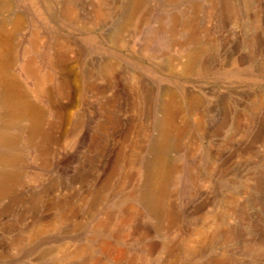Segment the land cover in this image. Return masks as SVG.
<instances>
[{
	"label": "rangeland",
	"instance_id": "1",
	"mask_svg": "<svg viewBox=\"0 0 264 264\" xmlns=\"http://www.w3.org/2000/svg\"><path fill=\"white\" fill-rule=\"evenodd\" d=\"M0 2V55L44 118L31 143L0 82V178L17 180L0 197V264H264V0ZM134 4L145 15L129 24ZM170 96L166 221L144 171Z\"/></svg>",
	"mask_w": 264,
	"mask_h": 264
},
{
	"label": "bare ground",
	"instance_id": "2",
	"mask_svg": "<svg viewBox=\"0 0 264 264\" xmlns=\"http://www.w3.org/2000/svg\"><path fill=\"white\" fill-rule=\"evenodd\" d=\"M3 2V1H2ZM139 4V3H138ZM101 5H98L97 7V11L99 13H101V16L104 15L103 13V9L100 7ZM5 7L4 5H1V2H0V9ZM138 5H133V8H132V11H131V15H130V18H129V24L132 22L133 19H136V17H138L137 15H139L138 13L139 12V8L137 9ZM4 9V8H3ZM137 9V10H136ZM64 13H66L67 15H70V16H73L75 13L72 9V7L70 8H65L64 9ZM136 11V12H135ZM130 13V12H129ZM135 13V14H134ZM142 15V13L140 14ZM139 15V16H140ZM145 15V14H144ZM144 15H142L141 17V20H143L144 18ZM148 15V14H147ZM146 15V16H147ZM105 16V15H104ZM146 18V17H145ZM128 19V18H127ZM137 19L140 20V17H138ZM149 19V18H148ZM127 21V22H128ZM138 21V20H137ZM142 22V21H141ZM172 22V21H171ZM143 23V22H142ZM3 22L0 21V46L5 42V40H7L6 38H4L1 34L2 30H3ZM21 27V21H16L14 23V28L16 30H19V28ZM21 29V28H20ZM188 30H193V28L190 26L189 28H187ZM196 29V28H195ZM12 31V30H11ZM196 32V31H194ZM11 33V32H9ZM190 38H193V34L190 32L189 34ZM195 41V40H194ZM188 42V40H187ZM3 47V45H2ZM1 47V48H2ZM11 47V46H10ZM0 48V49H1ZM1 54V53H0ZM2 55H0V82H1V86H2V90L4 92V104L5 106L8 108L7 110L10 111V112H16V114L20 115L22 119H27V120H31L32 122V132H31V143H34V138L37 137V135H41L40 134V127H41V122L42 120L44 119L43 118V114L39 111H37V109L33 106L32 103H30L26 97L23 95V90L18 86L19 84H17L15 82V80L12 78V76L9 75V67L10 66V60H4V57H1ZM8 57V56H7ZM6 57V58H7ZM187 57V63H188V66H190V70L191 68L193 67L192 64L194 63L195 59L193 58V56H190V58ZM185 61V62H186ZM183 62V61H182ZM184 63V62H183ZM186 64V63H185ZM30 64H28V67H29ZM175 65V64H174ZM27 66V64H26ZM33 66V65H32ZM177 66V65H176ZM182 66V65H181ZM109 67V66H108ZM12 68V67H11ZM23 68V67H22ZM21 68V69H22ZM108 69V68H107ZM106 69V70H107ZM25 70V73L26 74H29L30 73V69L29 68H24ZM37 73V72H36ZM32 75V74H31ZM33 76V75H32ZM36 77V75H34ZM31 77V78H35V77ZM30 77V76H28ZM37 79V77L35 78ZM42 79H40L41 81ZM37 81V80H36ZM65 83V82H63ZM35 94H38V92H40V84L39 83H36L35 82ZM62 84V83H60ZM65 85V84H64ZM61 87V86H60ZM64 87V86H63ZM147 87V86H146ZM62 88V87H61ZM147 89V88H146ZM60 90V88H59ZM63 90V89H62ZM147 91V90H146ZM148 92V91H147ZM146 93V92H145ZM147 94V93H146ZM148 95V94H147ZM146 97V96H145ZM148 97V96H147ZM166 98V97H164ZM148 99V98H146ZM147 104V103H146ZM146 106V105H145ZM161 111H160V118H159V123H158V128H157V135H156V142H155V145L153 147V152H154V156H153V161L150 162V166L149 167H145V171H144V179H146L148 183L147 186L150 187V189L148 190L149 192V195H147V197H150V200L151 201V212H153L155 214V219L156 217L158 219H163V220H168L167 217L168 216V211L166 210L167 208L165 207L166 206V202H167V193H166V189L167 187L169 186L170 184V180H169V174H170V167H169V163L165 161L164 159V153H165V150L169 147V145H171L173 142L175 144V142L177 140H179L180 138V133H181V130H180V127L177 126L176 124V118H177V115H178V102L174 99V98H171L170 97H167V99H165V103L162 104L161 106ZM147 114V113H146ZM11 116V115H10ZM19 117V116H18ZM17 117V118H18ZM16 118V117H14ZM14 120V119H13ZM30 122V123H31ZM143 122V121H142ZM146 122V121H145ZM12 124V123H11ZM145 125V124H144ZM187 128V127H186ZM42 129V128H41ZM44 132V131H43ZM46 132V131H45ZM48 133V132H46ZM43 135V134H42ZM51 136V135H50ZM49 136V137H50ZM48 137V138H49ZM36 139V138H35ZM42 140V139H41ZM40 140V141H41ZM46 142V141H45ZM7 143V142H6ZM43 143V141H42ZM179 143V142H178ZM30 145V144H29ZM41 145V144H39ZM38 145V146H39ZM45 145V144H44ZM37 146V145H36ZM18 147V146H17ZM40 147V146H39ZM41 148V147H40ZM43 148V147H42ZM39 152L42 151L41 149H38ZM141 150V149H140ZM44 152V150H43ZM42 152V153H43ZM45 153V152H44ZM137 155V154H136ZM135 155V156H136ZM152 159V158H151ZM11 159H7V158H3L1 157L0 158V165H8V164H11L10 163ZM149 162V161H148ZM125 164V163H124ZM130 164V167L131 169H134L135 171V174H136V178L139 175V172L137 173L136 172V159L135 158H132L129 162ZM174 167V166H173ZM139 168V167H138ZM132 171V173L134 172ZM4 176V175H3ZM126 177V176H125ZM127 180V178H126ZM17 183V180L16 178H10L8 176H4L2 178H0V197H2L3 195L7 194L8 191H11V187ZM147 192V191H145ZM144 193V192H143ZM142 193V194H143ZM147 194V193H146ZM145 194V195H146ZM226 198V197H225ZM224 198V199H225ZM149 199V198H148ZM1 200V199H0ZM147 200V199H146ZM144 200V201H146ZM228 200V199H226ZM149 202V201H148ZM229 202V201H228ZM231 202V201H230ZM226 204V203H225ZM224 208H226L225 206H222ZM229 208V207H228ZM227 209V208H226ZM230 209V208H229ZM224 210V209H223ZM150 211V210H149ZM232 211V210H231ZM230 211V213H232ZM223 214V212H222ZM127 215V214H126ZM129 215V214H128ZM151 215V213H150ZM224 215H227V211H226V214ZM116 216V215H115ZM131 216V215H130ZM229 216V215H228ZM114 217V216H113ZM113 217H107V221L106 222H103L101 224V227L103 230H107L108 228H111V218ZM114 219H117V218H114ZM127 219V218H126ZM130 219V218H129ZM127 219V220H129ZM166 220V221H167ZM159 221V220H158ZM160 222V221H159ZM223 222V219L222 221ZM126 223V222H124ZM158 223V222H157ZM173 223V222H172ZM121 224V223H120ZM163 224V223H162ZM114 225V224H113ZM112 225V226H113ZM164 225V224H163ZM167 226V225H166ZM194 226V225H193ZM200 226V225H199ZM173 227V226H172ZM100 228V226L98 227ZM161 229V228H160ZM197 231V230H196ZM159 233V232H158ZM225 234V236H229V232L228 230H225V232H222ZM121 236V235H120ZM145 236V235H144ZM224 239V238H223ZM187 242V241H186ZM192 242V241H191ZM110 243V242H109ZM113 245V244H112ZM114 246V245H113ZM112 246V248H113ZM168 246V245H167ZM192 246V244H191ZM172 247V246H170ZM188 247V246H187ZM190 247V246H189ZM193 247V246H192ZM200 247V246H199ZM112 248H110V245L106 244V243H100L99 244V249L101 251V253L106 256V257H110L111 253L113 252ZM173 248V247H172ZM201 248V247H200ZM154 249V248H153ZM195 249V248H194ZM112 250V252H111ZM168 250H172L171 248L168 249ZM81 251V250H80ZM198 251V250H197ZM87 253V251H82V252H78L77 254L82 255V253ZM116 252V251H115ZM169 252V251H168ZM196 252V251H195ZM90 253V252H89ZM114 253V252H113ZM112 253V254H113ZM194 253V252H193ZM76 254V255H77ZM88 254V253H87ZM123 254V253H122ZM126 254V253H125ZM128 254V253H127ZM68 255V254H66ZM69 255H75L74 252L72 253H69ZM116 255V254H115ZM169 255V254H168ZM113 256V255H112ZM123 256V255H120V257ZM125 256V255H124ZM123 256V257H124ZM78 258V257H77ZM90 258V257H89ZM66 259V257H63V261ZM91 259V258H90ZM89 259V260H90ZM118 259V258H117ZM86 261L82 264H92L90 261ZM121 260V259H120ZM131 262V261H130ZM219 262V261H218ZM117 263V262H116ZM220 263V262H219ZM99 264V261L98 263ZM217 264V263H216Z\"/></svg>",
	"mask_w": 264,
	"mask_h": 264
}]
</instances>
